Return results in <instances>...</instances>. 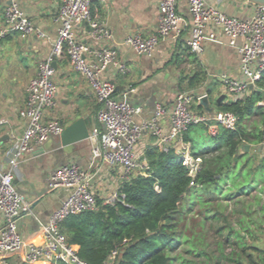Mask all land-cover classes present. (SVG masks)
Instances as JSON below:
<instances>
[{"label":"built area","instance_id":"obj_1","mask_svg":"<svg viewBox=\"0 0 264 264\" xmlns=\"http://www.w3.org/2000/svg\"><path fill=\"white\" fill-rule=\"evenodd\" d=\"M7 1L9 3L4 22L0 26V43L13 32L24 36H47L32 22L17 0ZM95 2L104 3L105 0H62L54 18L58 25V36L53 52L40 61L38 72L29 83L25 106L19 112L26 119L27 125L18 145L10 153L9 164L13 169L25 154L64 132L62 122L46 119V115L57 106L55 59L66 55L75 70L90 83L99 103V126L94 128L91 136L97 143L93 150L95 157L102 158L110 166L121 168L123 182L134 175H147L149 164L145 154L139 153L138 146L148 134L156 139L155 146L160 151L168 152L174 148L178 154L183 155L185 164L195 174L201 159L191 157L190 145L185 143L184 134L191 126L200 124L206 126L212 135H216L220 128L236 130L237 116L230 111H217L213 114L200 112L195 105H201L209 95L180 91L171 110L159 103L150 117L136 121L135 117L142 114L143 108L133 105L126 98L118 97L116 82L102 77L110 68L119 75L129 74L130 68L119 57L116 48L104 43L113 38V31L97 19ZM255 6L250 17L241 19L226 14L208 0H188L190 49L201 54L205 42L222 43L219 34L222 33L228 45L239 55L240 77L227 74L219 77L230 101H238L250 95L251 84L255 88L264 72V6ZM184 23L178 11V0H164L157 32L149 37L129 35L124 44L138 55H152L161 39L170 35L180 36ZM84 24H88L89 35L99 42V46L83 42L77 36L76 28ZM260 105H264V102ZM165 116L170 120L168 131L162 127ZM1 123H5V120ZM187 157L191 162L186 161ZM49 186L53 189L65 188L69 194L43 226L44 243L28 244L21 235L18 221L23 215L32 213V204L16 188L13 170L3 171L0 168V212L5 217L4 226L0 230V254L24 252L19 264H88L79 257L67 236L61 232L60 225L71 215L98 209L97 194L89 182V176L76 163H69L52 172ZM116 199L117 195L104 203H112ZM117 255L118 251H113L106 264H114Z\"/></svg>","mask_w":264,"mask_h":264},{"label":"crops","instance_id":"obj_2","mask_svg":"<svg viewBox=\"0 0 264 264\" xmlns=\"http://www.w3.org/2000/svg\"><path fill=\"white\" fill-rule=\"evenodd\" d=\"M32 22L46 33V37L36 34L24 36L19 33L8 34L0 43V168L13 170L15 186L24 198L32 204V213L23 215L18 226L26 243L43 244L45 241L43 226L52 214L58 210L68 196L65 188L53 189L49 178L59 167L76 163L89 176V182L98 197L108 200L117 195L123 182L122 170L108 165L102 158L94 156L97 145L91 138L95 127L99 126L97 111L99 103L90 83L70 62L66 55L55 59L56 83L58 85L57 106L47 113L46 119H56L65 128L77 120L83 119L90 132V139L64 146L61 136H53L41 146L25 154L18 165L12 169L8 158L18 145L26 129L27 121L20 115L25 106L30 81L38 72L40 61L51 56L54 42L58 36L55 15L62 0H17ZM164 0H105L95 2L94 12L97 19L107 24L113 31V38L104 43L114 47L119 57L129 66L127 75L116 74L113 68L102 74L117 85V96L128 99L133 105L141 106L143 112L136 121L150 117L157 104L168 110L174 106L177 93L183 87L192 88L190 82L204 83L194 92L196 95L207 93L209 109L205 113L218 111L214 102L225 95L230 102L219 77L227 74L240 77V58L236 50L228 45L222 33V43H204L201 54L193 52L188 44L190 21L188 0H178V11L184 18L180 36L170 35L161 39L152 55H138L134 49L124 44L129 35L141 34L149 37L157 32L161 16V4ZM223 12L241 19L250 17L256 6L249 0H208ZM9 1L0 0V26L4 22L5 10ZM77 36L92 46L99 42L89 35L88 24L76 28ZM196 90V91H197ZM212 93L209 94V91ZM199 111V110H198ZM5 120V123H1ZM165 131L170 128L168 116L162 119ZM156 139L146 135L139 143L138 151L142 155ZM263 147V148H262ZM260 150L264 151V146ZM5 217L0 212V230ZM23 253L0 254V264H19Z\"/></svg>","mask_w":264,"mask_h":264},{"label":"trees","instance_id":"obj_3","mask_svg":"<svg viewBox=\"0 0 264 264\" xmlns=\"http://www.w3.org/2000/svg\"><path fill=\"white\" fill-rule=\"evenodd\" d=\"M196 85L190 82L191 87ZM261 102H264V72L250 95L238 101L214 103L218 111H230L237 116L236 130L220 128L216 135H212L201 124L187 130L184 141L190 145V155L195 160L201 159L195 174L185 164L183 155L174 148L163 152L156 146L149 147L145 151L149 164L147 175H134L122 182L114 202L105 204L104 199L97 197V210L71 215L61 223V232L67 236L79 257L88 264H106L113 251L117 250L114 264H186L192 262L174 253L180 246L189 244L186 254H193L197 259L205 257L206 264H264L263 250L254 243L250 245L247 240L249 235L256 241L255 232L259 228H252V231L247 226L243 235L234 232L239 234L238 238L229 234L225 244L232 242L238 251L229 255L222 253L215 259L206 251L201 252L197 243L184 239L180 229L186 197L190 196L191 203L196 198L202 208H209L213 198L208 196L209 199H205L203 195L222 192L225 181H231L237 188V191H232L231 187L230 194H226L229 199L241 195L242 190L244 194L253 188L249 183L251 180L261 182L253 169L249 171L251 177L247 183L242 169L238 170L241 161L244 160L242 168L248 167L251 161L246 152H241L245 151V145L264 143V105H260ZM195 107L199 111L204 110L202 105ZM252 117H258L259 123L251 128L249 122ZM217 203L212 218L219 214L221 204ZM251 250L260 255L258 260L249 253Z\"/></svg>","mask_w":264,"mask_h":264},{"label":"rangeland","instance_id":"obj_4","mask_svg":"<svg viewBox=\"0 0 264 264\" xmlns=\"http://www.w3.org/2000/svg\"><path fill=\"white\" fill-rule=\"evenodd\" d=\"M204 85L205 84L201 82L197 84L195 90L183 87L181 91L192 93L200 92V90L198 91L197 89L203 87ZM258 123L259 118L252 117L249 122V126L252 128ZM249 145L251 147L248 151L245 150L241 152L243 154L246 152V157L248 156L251 161L246 168H242V162H244V160L241 161L238 170L242 169L246 183L250 181L251 176H249V171L252 169L256 174H258L261 182H254L251 180L249 183L251 186H254L253 188L251 187L244 194H242L244 192V190H242L241 195L238 197L234 196L233 199H229L226 197V194H230L229 192L231 191V187H233L232 191H237V188L234 187L235 184L231 181H225L222 185V192H209L203 195V198L205 199H209L208 196L213 198L212 204L209 208L207 206H203L202 208L200 204H197L198 201H196L195 196H193L195 198L193 203L190 202L189 196L185 198L182 205L184 211L180 216V229L184 239L187 238L189 241L191 240L194 243H197L201 252L206 251L207 254L211 258L214 257V259L217 256H221L222 253L229 255L238 251V247L235 244H232V242L231 244H225V242H228L227 237L229 234H231L232 237L234 236L233 238L239 237V234H235L234 232H240L242 235L243 233L245 234L247 226L251 227V230L252 228H259V230L255 229L257 230L255 232L257 240L254 241L255 238L249 235L247 240L250 245L254 243L264 252V151H259L262 144L249 143ZM186 161L191 162V159L187 157ZM217 202L221 204V208L220 211H218L219 214L217 217L212 218L215 214L214 212H216ZM208 215L210 217H206ZM186 250H189V244L180 246L174 254L182 255L186 260H190V262H192H187L186 264H196V262H199L197 264H206L205 257L197 259L193 256V254H186ZM251 251H249V253H252L258 260L260 255ZM263 254L264 253H262V256ZM208 263L213 264L211 262ZM176 264L180 263L176 262Z\"/></svg>","mask_w":264,"mask_h":264},{"label":"water","instance_id":"obj_5","mask_svg":"<svg viewBox=\"0 0 264 264\" xmlns=\"http://www.w3.org/2000/svg\"><path fill=\"white\" fill-rule=\"evenodd\" d=\"M251 3L255 4V5H261L264 6V0H249ZM55 67V64H54ZM251 90L254 89L253 84H251L250 86ZM226 98L225 95H222L221 97L218 98L217 102H222L224 101V99ZM201 104L209 109V111H212L208 106H209V100L206 98L204 99ZM61 140H62V144L64 146L70 145V144H74L76 142H80V141H85L90 139V132L85 124V121L83 119L77 120L76 122H74L73 124L67 126L64 129V132L61 134ZM250 145L246 144L245 145V150L248 151L250 149Z\"/></svg>","mask_w":264,"mask_h":264}]
</instances>
